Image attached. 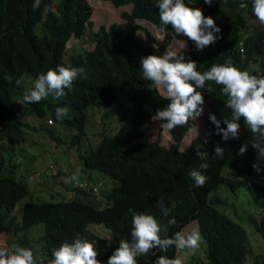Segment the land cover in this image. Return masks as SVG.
Masks as SVG:
<instances>
[{
	"label": "trees",
	"instance_id": "1",
	"mask_svg": "<svg viewBox=\"0 0 264 264\" xmlns=\"http://www.w3.org/2000/svg\"><path fill=\"white\" fill-rule=\"evenodd\" d=\"M107 1L114 7L131 5V12L120 16L124 21L123 29H118L116 25L107 29L101 27L90 34V50L69 54L66 49L68 42L83 38L92 26L91 9L84 0H60L53 11L48 8L52 0H42L35 11L31 7L32 0H0V234L7 236L12 244L31 248L37 264H48L54 247L79 235L95 242L97 260L100 264H106L112 251L118 247L119 240L130 239L131 220L127 210L133 208L138 212L150 211V207L162 199L169 215L164 217L160 213L155 216L157 221L167 225V219L176 220L174 225L167 226L162 236H171L177 232L179 223L184 225L196 220L208 241L209 252L206 258L211 264H244L251 254L246 231L215 210L214 202L208 205L206 194L221 190L224 186L229 189L246 188L253 197L257 192H264L263 169L257 174L251 167L256 163L255 150L249 145L242 155H236L241 144L249 141L245 128L240 127L239 138L227 141H222L217 134L214 136L216 140L211 133L206 143L194 139L184 152L179 149L189 123L168 130L174 142L168 148L159 141L143 142L146 138L144 128L154 125L156 120L152 117L168 101L156 90L149 88L150 82L141 77V57L159 54L153 48L140 46L135 40V34L144 33L162 52L169 46V42L155 41L145 28L135 22L145 20L159 29L158 8L154 0ZM239 2L213 0L211 5H205L203 0H185L189 7L198 8L202 15L213 18L216 26L221 29V39L202 51H196L193 42L184 37L187 49L178 53L183 51L185 59L195 61L198 71L214 63L212 54L226 51L247 34L237 28L247 24L240 11H247L250 20L254 16L250 6L249 10L239 9ZM166 30H171V27L168 26ZM256 31H259L256 37L250 38L245 45L247 61L253 58L258 42L264 37V29H260V26L257 25ZM57 65L83 67L84 77L78 78L73 89L59 100L48 97L26 106L18 103L38 74ZM21 78L22 83L18 86L16 80ZM119 97L127 104H124L126 113H122V110L118 114L112 112L119 104ZM58 106H67L69 109L68 115L61 121L55 119V108ZM100 112H103L102 128L98 134L100 141L94 148L88 144L85 130L91 114ZM123 117H127V120L124 121ZM26 118L35 119L40 128H36L35 124L33 127L28 125ZM44 119L51 126L58 124L64 129H70L68 145L61 146L62 140L58 134L46 128ZM114 120L121 123V126L112 135L114 128L109 126ZM36 132L44 134L43 140L49 143L52 154L55 147L66 146L65 153L71 155L75 162L82 163L83 168L77 167L81 171L77 174L65 173L56 162L46 167L44 162L34 163L37 159L43 160L38 155L32 156L28 150L42 143ZM107 134L111 135L105 136ZM29 139H35L36 143ZM217 145L224 150L222 159L214 157L213 150ZM73 149L77 154L70 151ZM83 150V154L78 152ZM13 151L18 158L12 155ZM198 151L208 155L204 161L208 167L202 170L207 179L201 187H195L188 176L191 169L199 170L201 161L197 157ZM44 152L46 150H43V156ZM23 159H26L29 166L35 164V168H31L27 174H34L32 180L40 179V186L48 187L50 181L54 182L60 177L59 186L65 193L63 191L64 195L59 200L51 196L47 201L37 198L27 202L20 214L13 215L16 204L30 195L22 175L26 170L22 166ZM41 165L47 169L37 173L36 168ZM228 168L232 169L230 174L224 175ZM94 174L98 177L95 178ZM238 176H242V180H238ZM104 178L115 182L105 196L100 195L102 193L98 189L105 204L91 194L93 187L104 184ZM151 190L157 191L156 200L146 193ZM220 202L223 205L227 203L221 199ZM257 214L261 219L262 214ZM250 222L264 236V226L255 219ZM39 226H42V236H30V231L39 230ZM91 226L101 227L110 233L111 244L105 253H100L105 241L91 232ZM153 253L155 256L175 257L173 247L165 253H161L158 248L151 249L147 256L137 258L138 264H152L156 259ZM261 258L254 257L252 264H259Z\"/></svg>",
	"mask_w": 264,
	"mask_h": 264
},
{
	"label": "clouds",
	"instance_id": "2",
	"mask_svg": "<svg viewBox=\"0 0 264 264\" xmlns=\"http://www.w3.org/2000/svg\"><path fill=\"white\" fill-rule=\"evenodd\" d=\"M59 1L52 0L48 8L53 11V7ZM84 1L91 9L90 4L86 0ZM98 1L109 2L107 0ZM41 2L42 0H32V9L35 11L39 8ZM212 2L213 0H203L205 5H211ZM154 5L158 8V30L163 36L166 28L170 26L171 32L168 35L172 36V40H177L176 36L186 37L193 42L196 51H202L221 39V29L216 26L213 18L202 15L198 8L189 7L185 0H154ZM249 6L254 18L250 20L247 17V11H240L241 16L245 19V24H247L237 27L246 31L247 34L234 42V45L226 51L212 54L215 61L207 69L198 71L196 62L190 58L185 59L183 51L177 53L174 50H165L159 56L141 57L139 72L143 80L150 82L149 88L156 90L168 101L152 117L153 120L163 122L160 124L161 132L159 130L152 138L165 133L173 145L174 142L168 130L189 123L181 142L187 143L188 146L182 151L179 149L180 152H184L194 139H201L206 143L210 133L213 137L216 134L219 135L222 141L239 138L240 127L243 126L249 141L246 144H241L236 155H242L250 145L256 152V163H253L251 167L259 174L261 168L264 171V37L258 42L253 58L248 61L245 45L250 38H254L258 34L257 25L260 26V29H264V0H240L238 4L239 9L242 10H249ZM122 13L128 12L120 14ZM179 41L180 47L185 50L184 40ZM84 74L83 67L57 65L54 68H49L31 81L30 87L23 92L22 99L18 103L26 106L38 103L48 97L59 100L73 89L74 82L78 78H83ZM21 83L22 78L16 80L18 86ZM68 112L67 106L56 107L55 119L61 121L68 115ZM201 136H205V138H201ZM213 151L214 157L221 159L224 157V150L220 146H215ZM207 156L206 152L198 151L197 157L201 161L198 166L199 170L193 168L188 172L195 187L203 186L207 179L202 174V170L208 167L204 162ZM231 170L228 168L224 175H229ZM148 176L152 179L150 174ZM238 177V180H242V176ZM253 181L255 180L253 179ZM255 182L260 184L258 181ZM100 187L101 185L98 184L91 190L92 196L96 199H98ZM224 188L234 194L232 200L226 201L223 198ZM152 197L157 199V191H153ZM220 199L227 203L223 205ZM242 199H247V205L252 206L256 211L246 217H240L238 212ZM105 202L103 198L102 203L105 204ZM206 202L210 206L214 202L215 210L229 220L238 224L247 222L250 224L249 228L251 227L257 234L262 235L256 231L250 220L255 219L264 226V192H257L253 197L246 188L229 189L224 186L221 190L208 192ZM219 207L222 208L221 211L218 209ZM150 208V211L145 212H138L133 208L127 210L131 220L130 239L119 240L118 247L112 251L106 264H138L137 258L147 256L151 249L158 248L161 253H165L170 247L175 250L174 258H169L166 255L155 256L153 253L156 259L152 264H183L180 257L188 259L184 264L188 262L211 264L206 258L209 252L208 241L196 220L189 221L184 225L179 223L177 232L171 236L166 234L162 236V233H166L167 226L174 225L176 220L174 218L167 219V225L157 221L156 215L160 213L164 217L169 215L162 199L157 200ZM258 211L262 214V223L257 217ZM230 212L234 219L229 216ZM189 224L190 228L187 231L184 228ZM262 238L264 239V237ZM249 253L252 256L247 258L244 264L253 263L254 254L251 250ZM254 257H261V255ZM263 261L264 257L262 256L259 264H263ZM0 264H37V261L34 259L31 248L12 244L10 247L0 248ZM48 264H100V261L97 260L95 242L77 235L71 241H63L59 246L54 247L51 250Z\"/></svg>",
	"mask_w": 264,
	"mask_h": 264
},
{
	"label": "rangeland",
	"instance_id": "3",
	"mask_svg": "<svg viewBox=\"0 0 264 264\" xmlns=\"http://www.w3.org/2000/svg\"><path fill=\"white\" fill-rule=\"evenodd\" d=\"M90 6H91V21H92V26L87 29L86 35L83 38L80 39H71L68 44L66 45V49H67V53L69 52V54H78V53H83L84 51L90 50L92 48V39H91V33L96 32L99 28L103 27V28H108L111 25H116V27L120 30L123 29L124 27V21L121 19V12H128L130 13L131 11V5L127 4V5H123V6H119V7H114L112 6L109 2H104V1H98V0H86ZM136 24L145 28L148 33L155 39V41L158 42H163V41H168L169 42V46L167 47L166 50H174L177 53L180 50H183L180 47V41L179 40H184L186 47L185 49H187V43L184 37L181 36H176L177 40H172V36L168 35L169 32H171V30H166L165 35L163 36V34H161L159 32L158 29H156L152 24L148 23L145 20H135ZM135 40L137 41V43L142 46L143 48H153L159 55H162L164 52H161L157 46L150 40H148L144 33L142 32H137L135 34ZM120 101L118 102L119 104H117L116 107H114V109L112 110L113 113L118 114L121 112L122 113H126L127 111V104L126 102L122 99V97H119ZM122 102V103H120ZM126 106H125V105ZM89 112V111H88ZM103 115V112L100 113H92L90 118L88 119V125L87 128L85 130L86 135L88 136V144H90L91 147L96 148L97 144L100 141V138L98 136V134L101 132V117ZM27 124L30 125L31 127L36 125V128H40V126L38 124L35 123V119L33 118H26L25 119ZM123 120L126 121L127 117H123ZM37 121H43L42 119H38ZM44 121H46V128L49 129V131L55 132V134H58V136L60 137L61 141V146L64 145H68L70 139H71V134L68 133V131H70V129L66 128L64 129L62 126L60 125H54L51 126L48 123L47 119H44ZM35 124V125H34ZM49 126V127H48ZM114 128V131L112 133V135H114L117 130L120 128L121 123H116V120H114V122L109 126ZM108 127V128H109ZM106 128V129H108ZM161 126L160 124L155 121L154 125L152 127H148V128H144V131L146 132V138L143 139V142H155L156 140L159 141V143L165 147H170L171 142L168 140L167 136L165 133L161 134L159 137H154L155 134H157L160 130ZM66 130V131H65ZM39 131V130H36ZM161 132V130H160ZM28 133V132H27ZM37 133V132H36ZM38 135H40L41 139H42V143L40 144H36V146L28 148V150L30 151V153H32V156H39L41 157L43 160L41 161V159H37L36 162L39 164L40 162H44L45 167L48 165L53 164V162L57 163L58 166L62 167L63 172L65 173H69V172H74V173H79V169H77V167L80 166V168H83L82 163L79 162H75L72 158L71 155L66 154V146L65 147H55L56 150H54V153L52 154V150H49V146L46 142V140L43 138H45L44 134L42 133H37ZM111 134H107L105 136H110ZM201 138H205V136H201ZM30 141H36L35 139H29ZM29 141V142H30ZM36 143V142H35ZM65 143V144H64ZM188 146V144H184L181 143L180 145V151L184 150L186 147ZM43 150H46V152H44V156H43ZM71 152L73 151L75 154L76 151L75 149L70 150ZM15 151L12 152V155L14 154L15 159L18 158V155H16V153H14ZM80 154H83L85 151H78ZM13 155V156H14ZM13 161V158H12ZM17 163V160L15 161ZM22 166L25 167V172L22 174L25 177V182L29 187V191H30V195L23 198L22 200H20L16 206L15 209L13 211V215H18L20 214V212L22 211V207L25 203L33 201V200H37V198H39L42 201H47L50 200L51 196L53 197L54 200H59L65 193L64 190L61 189V187L59 186V182H60V177L57 178L56 180L50 181L48 183V187L47 186H40L41 184V180L38 179V181H35V178L32 180V176H34V174L31 175H27L30 173L31 168H35V164L32 166H29L27 164L26 159L22 160ZM50 167V166H49ZM47 168H44L42 165L41 166H37L36 168V172H40L41 170H45ZM74 169V170H73ZM19 173H21L20 171H18ZM81 173V172H80ZM94 177L97 178L98 176ZM34 183H31V182ZM40 183V184H38ZM98 183V182H97ZM95 183V185L97 184ZM102 184V183H101ZM115 185V182L111 181L109 178H104V184L100 187V192L105 196L106 194H108V192L110 191V189ZM224 194H223V198L228 201V200H232L231 198L234 196V194L224 188ZM64 191V193H63ZM148 194H153V191L151 190L150 192H146ZM223 193V192H222ZM102 197L98 196V200L102 202ZM241 203V208L238 212L240 217H246L248 214L250 213H254L253 207H249L248 204V200L247 199H242L240 200ZM220 211L222 208H218ZM259 212V211H258ZM229 216L233 218L232 212L228 213ZM258 218H260L261 216H257ZM260 223H262V218L259 219ZM239 224L246 230L247 235L249 237V241H250V250L251 252H253L254 256H258L261 255V257H264V239L262 237L264 236H260L259 234H257L254 229H252L251 227L249 228L248 226H250L249 223L247 222H239ZM190 228V224L187 225L184 229L187 230ZM42 226H39V230H31L29 235L31 236L32 234L34 235H38L37 238L42 236ZM89 229H91V232H93L96 237L101 238L105 241V244L102 245V248L100 249V253H105V251L109 248L110 244H111V236L110 233L108 231H105L103 228L101 227H96V226H91ZM188 231V230H187ZM110 239V240H109ZM12 244V242L10 243L7 236L5 235H1L0 234V248L3 247H10ZM39 247V246H37ZM41 249V248H39ZM196 250H198V248H196ZM252 255L250 254L247 258L251 257ZM253 256V258H254ZM182 258L183 264L185 262H187V258L185 257H180ZM252 258V259H253ZM187 264H196L194 262H188Z\"/></svg>",
	"mask_w": 264,
	"mask_h": 264
}]
</instances>
